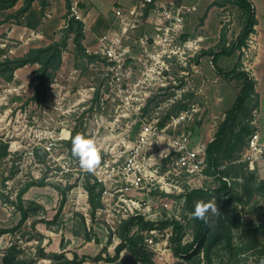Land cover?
Here are the masks:
<instances>
[{"label":"rangeland","instance_id":"rangeland-1","mask_svg":"<svg viewBox=\"0 0 264 264\" xmlns=\"http://www.w3.org/2000/svg\"><path fill=\"white\" fill-rule=\"evenodd\" d=\"M189 1L193 2L188 5L198 2ZM171 2L181 3V0ZM254 2L256 9L251 4L258 25L253 27L254 32L246 39L243 48L227 52L229 55L220 54L222 44L228 49L243 33L248 14L233 5V0H203L185 19L177 43L181 46L191 42V49L186 50L182 58L178 55L165 58L167 69L156 65L155 71L147 75L148 65H144L147 56L139 48L140 55H134L142 61L134 60L129 78H124L121 85L113 84L110 88L108 67L104 61L99 57L92 62L82 59L75 52L72 36L69 35L62 65L52 83L48 84L43 104L30 100L36 65L15 72L10 82L0 79V141L7 145L8 152V156L0 161V229L11 230L0 236V264H3V256L11 248L15 249L13 264H59L58 259H52L54 254L64 255L69 260L76 255L78 261L87 257L82 264H107L104 259L112 257L120 243L121 227L119 233L115 232L112 236L103 220L104 214H91L85 189L87 185L94 184L93 176L81 168L79 159L67 146L68 142L77 134L91 138L96 142L102 161L104 157L112 159L110 151H115L117 156L122 139L133 142L142 130L141 122L159 128V123L167 125L172 116L188 110L189 119L183 130L190 132L193 144L208 146L243 86L242 81L234 76L224 78L217 74L212 55H217L216 65L223 73H229L234 68L247 72L256 81L258 99L251 97L246 100L220 139L219 150L215 154L217 167L229 166L223 172H218L217 168L213 174L206 160L203 174L208 178L201 182V186L205 191L214 192L221 186V177L229 179L233 185L243 184L241 171L233 168L228 172L232 165H238L230 163L247 151V141L254 131H258L260 143L264 144V0ZM73 3L71 0V6ZM19 5L18 2L15 8L0 11V37L8 41L7 48L0 49V60L20 57L30 48L42 47L66 35L65 23L58 31H50L48 39L15 26L17 19L14 15ZM112 6L110 1L104 11L110 21L114 18L110 11ZM64 13L60 20L66 18L67 12ZM152 34L151 26L143 23L125 44L132 48L139 43L136 41L144 38L149 43ZM96 47L97 43L91 42L84 48L88 55H93ZM148 52L151 50L148 49ZM127 102L130 106L126 105ZM245 129L249 131L248 135H244ZM169 131L172 132V128ZM48 146L49 151L46 150ZM117 157L123 159V156ZM261 169V166L259 168L256 163L250 162L242 171L248 176L252 173L250 185L253 191L255 185L264 182V171ZM236 173L239 178H234ZM32 181H42L44 186L32 187L22 196L28 218L17 228L20 221L17 194ZM55 186L69 189L62 213L52 223L59 199ZM99 190L98 186L95 193ZM236 191L241 193V188L238 186ZM254 193L252 198L244 199L243 204L226 202V212L241 217L247 226L232 229L234 250L221 243L211 250L212 264L263 263L264 224L262 212H257V208L264 206V193L258 196ZM202 200L214 201L213 198ZM197 201L200 200H196L195 205ZM99 203L101 207L100 199ZM179 209L180 215L189 213L185 202L180 203ZM214 220L215 217H212L211 221ZM165 221L156 222L160 230L155 238L158 243H164L166 239L165 228L159 225ZM184 230L183 243L192 242L195 229L191 219ZM141 231L134 224L129 229V236L147 253L152 264H195L193 259L188 261L173 255L171 236L166 246L171 248L170 255L166 252L162 254L163 247L155 252L145 249L142 239L140 241ZM86 236L91 242L85 240ZM61 241L64 250L60 248ZM102 248L106 251L101 252ZM98 255H101V261L92 260ZM129 256L126 247L120 252L119 259ZM199 259L204 264L201 252Z\"/></svg>","mask_w":264,"mask_h":264},{"label":"built area","instance_id":"built-area-1","mask_svg":"<svg viewBox=\"0 0 264 264\" xmlns=\"http://www.w3.org/2000/svg\"><path fill=\"white\" fill-rule=\"evenodd\" d=\"M201 1L203 0H198L194 5L169 2L157 6L153 0H134L130 9H113L114 16L119 21L118 28L102 33L97 38V47L93 51V55L102 59L108 67L110 88L113 84L121 85L124 78H129L134 60L142 61L134 55L139 54V48L147 56L144 61V65H148L147 75L155 71L156 65L167 69L165 58L170 59L172 55L182 58V54L191 49V42L177 45L184 21ZM74 9L75 5L72 4L70 16L79 19ZM143 23L153 29L150 42L147 43L145 38L140 39L136 41L139 42L137 46L131 48L125 41ZM7 42L0 37V49L7 48ZM126 105L130 106V103L127 102ZM187 111L172 116L167 125L159 128L141 122L142 130L133 142L128 139L120 141L122 147L117 156H123V159L119 160L115 151H110L112 159L104 157L101 165L91 172L93 182L102 188V206L95 213L104 214L103 220L112 236L125 222L141 219L155 224L152 229L140 232L142 246L154 252L163 247L162 254H171V248L166 246L172 228H165V242L158 243L155 238L160 230L156 222L163 219L185 227L191 218L189 213L179 214V205L184 202L188 192L202 189L201 182L208 178L203 174L207 146L193 144L190 132L183 130L189 119ZM169 128H172V132ZM49 146L47 151L50 150ZM263 156L264 144L260 143L258 131H254L247 141V151L230 164L254 162L264 171ZM164 164L166 166L162 168ZM227 166L229 165H222L219 171L223 172ZM221 179L229 183V179Z\"/></svg>","mask_w":264,"mask_h":264},{"label":"trees","instance_id":"trees-1","mask_svg":"<svg viewBox=\"0 0 264 264\" xmlns=\"http://www.w3.org/2000/svg\"><path fill=\"white\" fill-rule=\"evenodd\" d=\"M21 1L22 7L18 9L14 15L18 20L21 17H24L25 27L33 28L36 19L32 14L31 5L36 0H0V11H6L13 9L16 4ZM41 7L45 6V0H38ZM66 7V24H65V36L58 40L52 41L50 44L37 47L30 48L26 52H24L20 57L7 58L0 60V79L5 82H10L13 79L14 73L18 69H22L26 66H37V69L34 72V77L32 78L33 87V95L30 100L36 104H43L47 92H48V84L52 83L53 78L56 72L60 69L62 65V55L67 46V39L72 36V43L74 46L75 52L82 58L86 59L88 62L94 61L98 58L95 55H88L86 53V49L83 46L84 40V24L81 20L77 19L75 16H70V8H71V0H64ZM233 5L239 7L244 10L248 14V22L246 27L241 35L237 37V39L232 42L228 49L222 44L220 54L229 55L227 52H232L233 50H241L245 45L246 39L252 34L253 27L257 25L256 19L254 18L253 6L249 0H233ZM211 53V51H210ZM217 55H212V64L214 66V70L220 76L227 78L229 76H234L237 79L241 80L243 86L237 95L232 107L228 110L226 114L225 120L219 125L214 140L208 144L207 146V166L208 169L213 170V174L217 171V162L215 159V154L219 150V142L222 140L225 135L229 124L235 118L236 113L240 110L241 106L246 102L247 99L251 97H256L258 99V94L255 90L256 81L244 71H237L235 68L229 73H223L216 65ZM145 111V109H142ZM164 123H159L158 126L162 127ZM249 131L247 129L244 130V135H248ZM252 134V133H251ZM250 134V135H251ZM74 137L68 142L67 146L71 148L72 153V140ZM221 139V140H220ZM242 149V148H241ZM243 151V149H242ZM8 156L7 145L0 141V161ZM247 163L232 165L228 172H231L233 168H236V171H241V176L243 180L242 185H238V183H227L221 180V186L218 190L214 192H208L203 189H195L191 190L185 195V206L189 211V214L195 209V201L202 200L205 198H213L222 213V216L219 218L215 217V220L210 222L209 224H205L204 222L192 219L194 224V235L192 242L183 243L184 237V227L178 223L172 222H162L160 223V227L162 229L171 226L172 227V235L170 238V242L173 245L172 252L173 255L180 258H186V260H194L193 263L201 264L199 259V253L201 252L203 255L204 264H212L211 263V250L218 244H223L228 247L230 250H234L232 246V229L234 228H242L247 226V223H243L241 217H234L232 213L226 212V202H236L243 204L244 199L252 198V192H255V195H262L264 193V182L258 183L255 185L254 191L250 185L251 180L253 179L252 173L251 175H245L242 171H245ZM207 169V170H208ZM218 172L219 168H218ZM207 173V171H205ZM223 174V173H222ZM229 174V173H228ZM218 175V174H217ZM234 178H239L238 173L235 174ZM254 184V183H253ZM39 186L43 187L44 183L38 181H32L26 183V185L19 191L17 194V210L20 214V221L17 225V228L22 225L26 219L28 218V210L22 205V196L32 187ZM98 184L94 183L93 185H87L85 191L87 192L88 204L91 208V214L93 215L95 210L100 207L99 199L102 192V188L100 187L99 193H95ZM241 188V193L236 191L237 187ZM69 187L61 188L59 186H55V190L58 193L59 199L57 204V209L55 215L53 216L52 223L60 217L64 205L66 203V192ZM257 212H262L261 215L264 224V206H258ZM49 222V224H52ZM137 225L140 230H150L155 224L150 222H143L141 219L138 220H130L125 222L121 226V233L119 234L120 243L115 247V253L112 257H106L104 260L107 264H152L149 256L145 253L141 247H138L136 243L133 242V238L129 236V229L133 225ZM11 232V230L0 229V236ZM119 233V232H118ZM142 238H140L141 241ZM86 241L90 242L91 239L89 236H86ZM64 245L60 244L61 250H64ZM128 248L130 256L127 259H119L120 252L124 248ZM14 248L9 249L7 253L3 256L2 262L3 264H13L12 262L15 259ZM106 249L102 248L101 252H105ZM102 254V253H100ZM52 259H58L59 264H82L87 257H82L79 261L76 258V255L73 256L72 260L67 259L64 255H51ZM94 261H101V255L93 258ZM264 264V261L263 263Z\"/></svg>","mask_w":264,"mask_h":264},{"label":"crops","instance_id":"crops-1","mask_svg":"<svg viewBox=\"0 0 264 264\" xmlns=\"http://www.w3.org/2000/svg\"><path fill=\"white\" fill-rule=\"evenodd\" d=\"M110 1H111V5H113L110 8L111 13H113V9H115L116 7H123L124 9H130L134 5V0H73L74 2L73 4L75 5V9H74L75 15L84 24L85 38L83 40V46L85 48H87V45H89L91 42L97 43V38L105 31L107 30L109 31L110 29L113 28H118L117 26L119 25V21L118 19L115 18L114 13L112 14L114 18L111 21L107 18L106 13H104L105 9L108 8V4L110 3ZM153 1L157 6H162L164 4L171 2L172 0H153ZM181 2L184 4L191 2L192 4L193 1L181 0ZM250 2L254 4L256 9V4L254 0H251ZM19 3L20 5L18 9L22 7V2L19 1ZM31 11L36 19L35 20L36 22L33 23L34 25L33 28L25 27L26 19L24 17H21L18 20V23L16 22L15 26L22 27L24 30L30 31L32 35L36 34L37 37L39 35L40 37L48 39V35H50V31L52 32L58 31L61 28L62 24L64 23L66 24L67 17L60 20V16L64 15L65 14L64 12L67 11L64 0H45L44 7H41L39 1L36 0L31 5ZM256 22L258 25L257 19ZM52 41L53 40H51L50 42ZM50 42L45 43L44 46L50 44ZM22 69H18L17 71H20ZM259 138L261 139L260 135Z\"/></svg>","mask_w":264,"mask_h":264},{"label":"clouds","instance_id":"clouds-1","mask_svg":"<svg viewBox=\"0 0 264 264\" xmlns=\"http://www.w3.org/2000/svg\"><path fill=\"white\" fill-rule=\"evenodd\" d=\"M72 154L79 159L81 168L88 172H94L102 162V157L98 151L96 142L80 134H77L72 140ZM189 215L192 219L209 224L212 217L219 218L222 216V213L217 202H204L200 200L196 202L194 211Z\"/></svg>","mask_w":264,"mask_h":264}]
</instances>
